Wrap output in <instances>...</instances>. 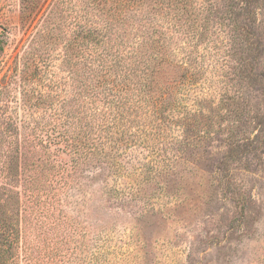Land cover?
Returning <instances> with one entry per match:
<instances>
[{
    "label": "rangeland",
    "instance_id": "374dc122",
    "mask_svg": "<svg viewBox=\"0 0 264 264\" xmlns=\"http://www.w3.org/2000/svg\"><path fill=\"white\" fill-rule=\"evenodd\" d=\"M198 1L197 38L173 31L172 48L199 68L180 113L198 102L201 122L161 147L156 177L151 168L161 160L141 148L96 175L44 131L42 144L21 143L29 190L21 197L18 264H264V0ZM74 4L46 0L24 24L19 0H0V124L2 115L17 126L27 117L43 121L21 104L34 62L30 87L74 113ZM173 127L176 135L181 128Z\"/></svg>",
    "mask_w": 264,
    "mask_h": 264
},
{
    "label": "trees",
    "instance_id": "16d2710c",
    "mask_svg": "<svg viewBox=\"0 0 264 264\" xmlns=\"http://www.w3.org/2000/svg\"><path fill=\"white\" fill-rule=\"evenodd\" d=\"M45 1L19 0L21 21H32ZM74 1L78 53L74 113L56 102L49 91L37 92L30 87L36 80L38 63L34 62L33 71L27 69L22 80L27 86L22 89L21 104L33 114L37 110L43 121L32 115L31 120L24 118L17 126V121L2 115L6 121L0 124V264H18L20 260V204L24 191L29 190L28 177L23 176L28 163L24 164L26 154L21 143L42 144L39 131H44L48 142L62 139L75 163L78 159L82 164L90 163L96 175L123 166L131 160V151L141 148L157 162L161 160L158 169L151 168L150 177H156L164 167L161 147L179 142L178 133L191 123L201 122L203 115L196 119L202 111L194 99L192 105L196 107L180 113V106H185L183 101L189 97L186 84H192L199 68L187 61L188 55L176 59L172 48L176 44L173 31L181 32L187 42L197 38L194 19L200 7L204 9L203 2ZM53 11L51 8L49 13ZM158 15L167 18L166 25L157 22ZM4 107L0 105V110ZM62 115L65 123L58 126ZM57 126L63 127L60 133H54ZM173 126L181 128L176 135L171 133ZM36 149L28 148L29 154L36 156ZM128 150L127 161L124 156Z\"/></svg>",
    "mask_w": 264,
    "mask_h": 264
}]
</instances>
